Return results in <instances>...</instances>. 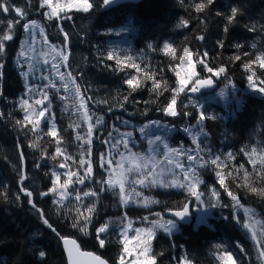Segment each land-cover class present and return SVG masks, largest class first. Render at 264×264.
Segmentation results:
<instances>
[{"label": "trees", "instance_id": "16d2710c", "mask_svg": "<svg viewBox=\"0 0 264 264\" xmlns=\"http://www.w3.org/2000/svg\"><path fill=\"white\" fill-rule=\"evenodd\" d=\"M33 1L19 2L26 20L37 21L44 31L46 41L59 53L67 46L70 58L65 69L59 64L60 72H64V83L55 77L52 83L57 87L50 91L43 89L44 93H48V104L54 120L52 124L57 133L53 137L44 132L45 123L33 131L23 121L21 108L17 107L18 100L24 98L22 75L11 66L19 37L16 27L13 31L14 39L4 42L5 52L0 62V193H3L0 195V229L18 236L25 235L38 249L54 251L58 264H65L58 242L62 236L76 240L79 249L98 255L107 264H116L119 245L104 236L101 238L105 243L100 246L94 236V230L108 214L113 198L106 195L98 202L95 201L97 206L90 221L75 224V211L60 212L52 205L49 197L38 194L50 184L49 169L52 166L47 161L54 166L65 161L66 170H74L80 158L85 159L92 164V191L97 193L99 181L104 179L98 167L101 145L97 142L103 138L107 122L111 121L113 114L134 123L146 120L161 122L165 119L163 109L170 102L171 89L174 88V76L168 70L178 63L182 51L188 48L197 76L211 79L215 89L221 84L232 83L240 101L232 118L227 117L224 122L220 119L211 121V126H208L207 120L205 124L207 148L212 156L203 157L210 161L220 156V163L226 166L223 169L216 165L205 167L204 181L198 190L205 194L209 184L216 188L221 200L222 218L209 219L210 227L199 224L192 228L190 225L179 224L178 232L169 238L156 237L153 240L150 255L155 257L156 264H174L173 260L182 247L191 264H221L218 255L226 251L233 254L234 264H247L244 257L248 251L247 243L240 235L243 231L239 226L242 219H239L238 228L241 230H238L235 221L230 220L231 214L225 203V195L231 192L240 204L253 208L264 217V196L258 194L264 189V162L257 160L251 163L248 160L254 148L264 150V92L258 91L264 88V70L258 62L257 34L245 12L235 5V0H214L211 5L207 4V0H133L109 7L102 6L103 0H90L94 7L88 13L66 11L59 14L58 18L45 20ZM200 3L205 4V8L197 12L196 5ZM233 9H236V16L229 23L227 17L232 15ZM17 20L25 21L21 18ZM149 23L154 24V27L149 28ZM119 29L125 30L131 60L118 67L115 59L107 60L106 57L111 52L110 44L117 38ZM165 43L175 51L163 53ZM237 55L241 57L240 60H233ZM201 60L213 69L223 66L226 71L214 81L209 73H203ZM133 63L136 68L131 67ZM41 67L40 74L49 71L43 63ZM245 68L250 70L245 71ZM65 71L70 74L74 85L66 79ZM250 75L257 95L244 92ZM131 76L137 77L140 87L133 89L126 84ZM154 82L160 83L161 87L152 89ZM77 87L84 110L104 116L103 126L94 131V140L90 144L86 143V129L76 105L78 98L74 92ZM194 94L190 92V95ZM124 96H128L127 101L123 99ZM181 97L183 94L177 96L178 112L186 110L182 106ZM30 100L36 101L34 96ZM214 110L218 109L215 107ZM18 120L23 123L18 124ZM78 134L82 136L81 141L76 140ZM177 137L181 136L175 134L171 137L172 144L177 141ZM33 144L36 146L32 147ZM55 146L68 147L67 152L71 157L67 160L62 158L61 154L66 151L57 154L50 149ZM229 153L232 154L231 158ZM218 171L225 174L224 187L217 184L218 179H210ZM229 172L231 175L227 174ZM245 173H248L247 180ZM28 175L32 177L31 181ZM24 187L32 192L31 197L22 192ZM252 188H256L257 192H252ZM154 196L157 201L155 207H162L163 215L166 211L180 209L188 200L183 193L174 190L157 191ZM29 200L36 205L35 208ZM84 206L92 207L88 202H84ZM41 213L48 224L41 219ZM126 214L130 218L138 217L136 211L126 210ZM118 215L113 214L114 217ZM73 224L80 231L77 232ZM258 241L262 247L263 239L259 238ZM233 243L239 247H234ZM217 244L221 246L219 249L214 247ZM6 246V243H2V247ZM14 249L20 251L21 247L16 245ZM18 260L17 255L4 251L0 253V264H18Z\"/></svg>", "mask_w": 264, "mask_h": 264}, {"label": "rangeland", "instance_id": "374dc122", "mask_svg": "<svg viewBox=\"0 0 264 264\" xmlns=\"http://www.w3.org/2000/svg\"><path fill=\"white\" fill-rule=\"evenodd\" d=\"M19 2L20 0H7L8 5L10 6L9 12L3 14L1 13L0 10V35L7 32L8 22L13 21L14 27L18 29L19 37L17 40L15 54L11 61V66L18 74L21 73V65L18 64L17 61L23 60V58L19 56V52L21 50L22 44L24 46L25 55L31 58L29 61L23 64V71L27 72L28 75L27 76L22 75L23 86H24V98L22 99L20 98L18 100L17 107L21 108L22 111L21 117L24 122L29 124L32 130H33V125L36 124L37 120H39V127L42 123L46 124L44 132L47 134L54 126V124H52L54 123V120L51 113V106L48 104V100L44 101L43 104L37 105L35 104V101L30 100V98L31 96H34L35 100H40L43 98V94H44L43 89L46 88L50 91L52 87H49L48 85L53 82L55 77H58L60 79V77L56 74V71L51 68V64L57 63L58 66L60 64L65 69V65L67 60L70 58V54L67 46H64L61 56L57 57L56 53L58 51L48 42L45 43L46 39L44 35L43 36L40 35L41 28L37 21H36L37 22L36 27L31 29V32L34 34L35 39H30V37L25 34L23 29V24L25 23V21L21 20L19 26H18L19 23L18 24L15 23V21L18 18H20L16 15L15 12L16 7L21 8ZM33 2L35 6L38 9H40L43 18L45 20H50L45 15V13L46 12L50 13L51 9L48 8L47 6L42 8L40 6L41 0H35ZM56 3L63 4L65 3V0H53V4ZM18 4L19 6H17ZM235 5L245 12V14L249 18L253 26V30L257 34V46L259 50L258 62L260 64L261 60H264V0H235ZM66 11H75V12L83 13L81 11H76L75 9L66 10ZM64 12H60L59 14ZM152 27H154V24L149 23V28ZM116 35L117 38H115L113 42L110 44L111 53H113L114 57H119L120 59H124L126 62L130 61L131 59L128 54L129 48L126 41L127 38L125 37V30L119 29ZM165 44H163V50H162L163 53H167V51L169 52L168 49L164 48ZM53 49H55V51H53ZM64 56L67 57L66 60L63 59ZM182 56H185L184 50L182 51L180 57ZM180 57L178 63H176L171 69L168 70V72H170V74H173L174 76V88L176 89L181 87L178 81H182L189 78V76L192 73H196V75L193 76L192 79H202L197 76L194 63L192 62L191 65H189L188 63V60L191 59L192 56L185 57L183 60H181ZM1 60L2 58L0 55V62ZM44 60H47L48 63L45 64ZM28 63H31L33 65L31 69L28 67ZM41 63L45 65L46 70L49 68V71L47 73H42V74L39 73V70L42 69ZM202 67H203V73H209V75H211V78L214 81H217V79H219L220 75L216 76L213 75V73L206 71L203 64ZM62 74H63V80L61 79L60 80L62 83H64V72ZM66 75H67L65 76L66 79H68L71 82V84L74 85V82L72 81L70 74L66 72ZM43 76H49L50 80L42 79ZM31 78H35L36 80L31 81L30 80ZM245 84H246V89L244 90V92L253 93L257 95L256 90L254 89L253 86L250 85L249 80H247ZM190 88H191V84H189L188 88H185L184 91L182 92L178 91L176 94L177 96L183 94V97H181L182 106L184 107L185 104L189 105L187 108L184 107L186 110L178 112L179 114L175 117L165 115L164 113L165 119H162L161 122L158 120L161 126L157 127L153 125L152 127H149L148 129H146L147 135H142L139 132V129L143 127L145 124H151L152 122L157 120H146V121L134 123L130 119L123 118V116H119L115 114L112 115L111 121L107 122V130L103 138H101V140L97 142L101 145V149L99 150L100 152L98 156V167L101 169L102 175L104 176L103 180L112 179L118 182L119 173L121 171H126L127 168L132 166L129 164V161L127 159L129 153L126 149L123 148V145L122 144L115 145L114 143L111 142L114 141L115 139L120 138L121 134L123 133L132 132L133 133L131 137L132 143L129 145V147L131 148L133 153L139 154L140 156H144L146 158L147 168H145L144 171H148L154 168L155 171L153 175L158 181L163 179L166 183H170L172 180L185 182L183 181L184 169L176 167V163L179 162L180 164L184 165V168H187L193 162L188 161L186 155H182L179 152H177V153L167 154V157H170L172 160V163L169 164L167 162V158L165 155L166 150H164L163 144L159 145V147L156 148L155 145L149 146L148 140L154 139L155 136H161V138L165 140L166 143L172 148H177V149L183 148L185 149L186 152L189 149H194L195 145L191 144V138L183 131V129L185 125L197 126V120L200 114H203L206 117L205 120L201 122L203 124L204 132L206 133V135L197 137V143L200 144L201 147L206 149V151L202 153V156L204 155L212 156L209 154L210 150L207 148L208 147L207 139H206L207 132L205 129L206 121L209 120L208 126H211V121H217L218 119H220L221 121L224 122L228 118L230 119L233 117L234 111L238 110L240 105V101L238 99V96L236 95L237 89L232 83H229L227 85L221 84L216 89L213 87L209 92L206 93L198 92L196 95L195 94L190 95L191 92ZM221 90L224 91L225 96L227 97L226 100H222L219 97L218 93ZM74 94L76 95V92H74ZM24 100L28 101V104L24 106L28 109L27 114L33 116L31 122L24 120V116L26 115V112L22 110V102ZM81 101L82 100L78 98V100L76 101V105H78L83 119L86 111L84 110V108L80 107ZM193 105H195L196 107H193ZM44 107H47L45 117H39L38 112ZM215 107L218 110H214ZM197 108H199V112L197 111ZM186 111L189 112L190 115L185 116L183 113ZM127 112L131 113V111H127ZM89 114L92 115L93 117L92 120L85 122L83 119V124L86 129V134L89 124L94 125L93 133L95 130L101 129V127L103 126V123L97 124V119L98 118L104 119V116L94 113H89ZM208 116H215V119H207ZM197 130H198V126H197ZM109 133H111L112 135L109 136ZM175 134H178L181 137H177V141L172 144L170 139ZM93 140L94 138L92 135L91 141ZM106 141H108V143H106ZM57 148L58 147L55 146L50 149L52 151H56ZM59 148L61 149V151L62 150L66 151L61 154L62 158L65 159V157L68 158L71 157L70 154H68L67 152L68 147L65 146ZM153 148H156V150L153 151L152 150ZM121 153L125 157V159L122 161L123 169L116 168L115 165H113V169H109L107 167L106 160H105V167L102 168L100 166L101 154H105L106 159L112 158L115 161V160H121ZM190 154L195 155L194 152ZM248 160L251 163L257 160H261L262 162H264V150L254 148L250 153V155L248 156ZM80 161L81 158L79 160L78 166L75 167L74 170L72 168H69L68 170H66L65 167L60 168L59 165L61 163L66 164L65 161L60 162L58 166H54L52 162L47 161L48 165L52 166L49 169L50 184L46 190H44L43 192H39L38 194L40 196L49 197L51 199L50 202L52 203V205L56 209L60 210V212L63 213L69 212V210L70 212L75 211L74 213L75 224H77L78 222L85 224V222L87 221L85 217L91 215L87 212V207L84 206V202H88L92 206H94V211H95L97 206L95 201L98 202L99 199L103 198L106 195L112 197L113 202L111 204L110 209L107 210L108 214L103 218L101 224H97V227L94 230V236L96 239L97 229L101 225L104 224L108 225L107 231L101 234V237L104 236L110 237L112 242H115L119 245L120 252L115 259L116 264H121V258L123 259L124 264H134V262L143 261L144 257L139 255V253L141 251L140 241L144 239L145 233L141 232L138 239H133V237H137L136 229L153 228L152 222L160 220L161 217L164 220H173L163 215V212L161 211L162 207L159 206L155 207L157 201L155 199L154 193H156L157 191L174 190L183 193L188 198L187 202L184 203L183 206L185 204L188 205V214L190 215V222L187 225H190L192 228L196 227L199 224H204L207 227H210L211 224L209 223V219L217 220L222 218V216L220 215V206L211 207L212 204L217 202L219 205H221L219 193L216 190V188L213 187L211 184H209L208 189L206 190V192H204L205 194L201 196V201H203V203H200L195 200V197L189 194L187 188L160 187L158 185L154 187L153 186L142 187L139 184H133L130 182L131 180L141 178V174L136 172L126 173L129 181L125 183V198L128 200L127 204L121 202L118 183H117V187L114 189H109L107 184L102 185L100 183L99 185L100 187L96 196L84 197L83 192L92 191L93 183L91 178L92 176L88 177L85 180L84 184H79L76 182L77 177L84 176L87 170L88 162L86 161L87 163L83 168L80 164ZM70 172H76L77 176H73L69 178L68 173ZM53 173H55L56 176L59 177V180H57V184H56L57 192L67 193L63 199H61L58 194H53L52 192L49 191V189L54 187L53 180L56 179V176H54ZM197 175L200 180L204 181L203 178L205 176V168L198 167ZM28 179L29 181H31L32 177L28 175ZM210 179L217 180L218 178L216 175L212 174L210 176ZM65 181H68L67 189L61 187L65 183ZM201 184L197 185L196 187L197 192H200L198 190V186ZM217 184H219V182ZM101 188H104L105 190L101 191L100 190ZM23 189L25 191L22 192L26 194V191H28V187L27 188L24 187ZM213 189L217 191L218 197H213L211 195V191ZM136 192H139L140 195L137 196ZM42 193H48V194L42 195ZM77 194L81 196L80 200L76 199ZM54 200H56L57 203H53ZM225 203L228 204V210L230 211L231 214L230 220L235 221L237 228L239 225L238 224L239 219H242L241 224L239 226L243 229L240 235L243 238V240L247 243L248 251L244 256L246 263L264 264V257L263 255H261L264 249V217H261L253 208L244 207L242 204L233 201L232 197L229 194L225 195ZM126 210H128L129 212L136 211L138 213V217H133V218L128 217L126 214ZM115 213H119L118 217L113 216V214ZM244 224H247L248 228H244L243 227ZM176 225L177 228L172 234L178 232L177 222ZM71 228H73L72 225ZM241 228H238V230H241ZM153 230L155 232V235L151 240V244L156 237L169 238L172 235L164 232L162 229L159 228ZM76 231H77V227H76ZM78 231H80V229H78ZM67 237L69 236H62L60 237V239ZM125 237H127L128 239L125 240ZM259 238L263 239L262 247L259 245V241H258ZM73 241L76 243V240ZM2 243H6L8 246L2 247ZM125 243L127 244V247L131 250L132 252L131 255L127 254L124 251ZM16 245H19L21 247L20 251L14 249ZM234 247L238 248L239 246L237 244H234ZM2 251L7 252L10 255H17L19 257L18 264H58L57 262L58 259L54 251L38 249L37 247H34L31 244L30 240H28V238L25 235L18 236L13 233L5 232L4 230L0 229V253ZM41 251L46 253V255L43 258H41L39 255ZM223 252H220L218 256H220ZM173 261L174 264H181V262H183V264H191L188 261L187 257L184 255L182 247L180 248L177 257H175V260ZM223 264H227L226 259L223 262Z\"/></svg>", "mask_w": 264, "mask_h": 264}, {"label": "snow or ice", "instance_id": "6c2138e0", "mask_svg": "<svg viewBox=\"0 0 264 264\" xmlns=\"http://www.w3.org/2000/svg\"><path fill=\"white\" fill-rule=\"evenodd\" d=\"M114 2V0H103L102 6H109ZM214 2V0H207V4L211 5ZM42 8L47 6L48 8L51 9V12L48 13L46 12L45 15L48 17V19H52L53 17H59V13L60 12H64L66 10H72L75 9L76 11H81L83 13H88L90 11V9H92L94 7V4L92 2H90V0H65V3L61 4V3H56L53 4V0H41V5ZM205 8V4L200 3L196 5V11L200 12ZM0 10H2L4 13H8L10 10V6L7 3V0H0ZM15 12L16 15L18 17H20L21 19H25V23L23 24V29L26 35H28L30 37V39H35L34 34L31 32V29L36 27V21H27L26 20V14L21 10V8L16 7L15 8ZM236 16V9H233V13L231 16L227 17V20L229 23H232L233 20L235 19ZM67 18H71V17H67ZM15 23H20L19 20L15 21ZM183 23V21L181 22ZM13 29H14V22L13 21H9L8 25H7V32L3 33L2 35H0V55H3L5 52V41H11L14 39V35H13ZM63 29L61 28V31ZM40 35L43 36L44 35V31L43 29H41L40 31ZM65 39H67V36H65ZM197 39H202V37H197ZM45 43H47V41H45ZM149 48L152 47L151 44L148 45ZM165 49H168L170 52H174L175 49H170L169 45L165 44L164 45ZM53 51H55V49H53ZM184 53L185 56L180 57L181 60H183L185 57H188L191 55L190 50L188 48L184 49ZM205 56H207V53L204 54ZM19 56L21 58H23V60H18L17 63L21 65V75L23 76H27L28 73L23 71V64L27 61H29L31 58L27 57L25 55V51H24V46L23 44L21 45V50L19 52ZM56 56L59 57L61 56V53L57 52ZM240 56L237 55L235 57H233V60H240ZM63 59H67L66 56L63 57ZM107 60H113L115 59L117 66H121V65H126V61L124 59H120L119 57H114L113 53H109L106 57ZM44 63L47 64L48 61L44 60ZM189 65L192 64V60L189 59L188 60ZM200 63H202L204 65V68L206 71L213 73V75L219 76L221 74H224L226 69L223 66L218 67L217 69H213L212 67H210L207 63H205L203 60L200 61ZM110 67L109 65H105ZM262 69H264V60H261L260 65H259ZM28 67L31 69L33 67V65L31 63H28ZM131 67L136 68V64H131ZM51 68L54 69L56 71V74L60 77L61 80H63V74L60 72V66H58L57 63H52L51 64ZM122 70V69H121ZM249 68H245V71H249ZM154 75V73H153ZM196 73H192L189 78L182 80V81H178V83L181 85V87H179L178 89L174 88L171 89L172 92V96L170 98V102L168 103V105L163 109L165 115L168 116H172L175 117L177 116L179 113L176 110V105H177V92H182L184 91L185 88H188L189 84H191V88L190 91L192 93H196L198 91H200V89L202 88H206V87H211L213 81L211 79H192L193 76H195ZM253 75H255L253 73ZM42 79L44 80H50L49 76H43ZM249 83L251 86L255 87L254 82H253V78L250 75L248 77ZM126 84L129 85L131 88L135 89L140 87V83L137 81V77L136 76H131L130 79L126 80ZM49 87L52 88H56L57 85L55 83H50L48 85ZM65 89H67V85L65 84ZM161 87V84L158 82H154L152 85V89H159ZM165 91H168L167 88H165ZM258 91L260 92H264V88L258 89ZM219 97L222 100H226L227 97L225 96V93L223 90H221L218 93ZM76 97L79 98L80 97V90L77 87L76 89ZM63 99V97H61ZM125 101H127L128 96H124L123 98ZM48 100V95L47 93L43 94V98L40 100H36L35 104L40 105L43 104L44 101ZM104 103H107V101H103ZM191 103V102H189ZM28 104L27 100H24L22 102V110H24L26 112V115L24 116V120L31 122L33 119L32 115L27 114L28 113V109L24 106H26ZM189 105L185 104L184 107L187 108ZM80 107L84 108V104L81 101L80 103ZM193 107H196L195 105H193ZM47 111V107H44L43 109H41L38 112V116L39 117H45V113ZM197 111L199 112V108H197ZM185 116L190 115L189 112H184L183 113ZM205 115L200 114L197 120V126H198V130H197V126H188L185 125L183 131L191 138V144L195 145L194 149H189L187 152L185 151V149L183 148H172L170 147L165 140H163L161 138V136H155L154 139H149L148 140V144L149 146L155 145L156 148L159 147V145L163 144V148L165 151V155L167 158V162L169 164L172 163V160L170 157H167L168 153H177L179 152L182 155H186L187 160L191 163L187 168H184L183 164H180L179 162L176 163V167L178 168H182L184 169L183 172V181L185 182H180L177 180H172L170 183H166L163 179L161 180H157L153 173L155 171V169H151L148 171H144L145 168H147V163H146V158L144 156H140L139 154L133 153L131 148L129 147V145L132 143L131 137L133 135L132 132H126L121 134L120 138L115 139L114 141H111L112 143H114L115 145H123V148L126 149L129 153L127 159L129 161V164L132 165L131 167L127 168L126 171H121L119 173V181H114L112 179H107V180H101L99 181L102 185L103 184H107L109 189H114L117 187V183L119 186V194H120V199L122 203L127 204L128 200L125 198V183L129 182L128 181V177L126 175V173H130V172H136L141 174V178L139 179H133L130 182L133 184H139L142 187H148V186H160V187H173V188H187L189 194L193 197H195V200L197 202L203 203V201H201V196L204 195L202 192H197L196 187L198 184L203 183L202 180H200L198 178L197 175V169L199 168H205L208 167L209 165H216L217 167H219L220 169H223L226 165L223 163H220L221 161V157L220 156H216L210 159V161L205 160L204 157L202 156V153L204 151H206L205 148L201 147L200 144L197 143V137H201L206 135V133L204 132V127L203 124L201 123L203 120H205ZM84 121H90L93 119L92 115L85 112V115L83 117ZM207 119H215V116H208ZM18 124H22L23 121H17ZM103 120L102 118H98L97 119V124H102ZM153 125L160 127L161 125L159 124L158 121H154L151 124H145L143 127H141L139 129V132L142 135H147L146 133V129H148L149 127H152ZM37 127H39V120L36 121V124L33 125V131H36ZM77 127H79V125H77ZM167 127V126H164ZM93 128L94 125L93 124H89L88 125V130H87V137L88 140L86 141V143H91V137L93 135ZM47 135L49 136H55L57 135V133L55 132V128L53 126V128L47 133ZM112 134L109 133V136H111ZM76 140L77 141H81L82 140V136L81 135H77L76 136ZM106 143H108V141H106ZM36 145L33 144L32 147H35ZM156 148H153L152 150L155 151ZM242 151H245L244 149H242ZM61 149L58 147L56 149V153L60 154ZM90 152V149H89ZM194 152L195 155L190 154ZM229 158L232 157V154L229 153L228 154ZM53 159H55V157H53ZM65 159H68V157H65ZM125 159V157L123 156V154L121 153V160H113L112 158H107L105 154H101L100 156V166L103 168L105 167V160L107 163V167L109 169H113V165H115L116 168H121L123 169V163L122 161ZM87 162L85 161V159H81L80 164L81 166H84ZM60 168H64L65 164L61 163L59 165ZM243 165L240 166L241 169H243ZM93 174V167L91 163H87V170L85 172V175L82 177H77V183L79 184H84L85 180L92 176ZM228 175H231V172L227 173ZM54 176H56L55 173H53ZM217 178H218V182L219 184L224 187L225 186V174L222 171H218L216 173ZM69 178L73 177V176H77L76 172H70L68 173ZM248 177V173H245V180H247ZM57 180H59V177L56 176V179L53 180V185L54 187L49 189L50 192H52L53 194H58L60 196L61 199H63L65 197V195L67 194L66 192H57ZM239 186V185H238ZM248 185L246 184L245 187H247ZM64 189H67L68 187V181H65V183L61 186ZM22 191H25L23 188L21 189ZM104 188H101V191H104ZM252 192H257L256 188H252L251 189ZM48 193H42V195H47ZM259 195L264 196V189H261L258 192ZM0 195H3V193H0ZM26 195H28L29 197H31L33 194L30 191H26ZM97 193L93 192V191H84L83 192V196L84 197H92V196H96ZM136 195L139 196L140 193L136 192ZM211 195L213 197H218V193L215 189H213L211 191ZM229 195L232 197L233 201H236L237 203H239V201L237 200V197L235 195H233L231 192H229ZM19 199V197H17ZM77 200L81 199V196L79 194H77L76 196ZM29 203L32 204V207H36V205L34 203H32L31 200H29ZM53 203H57L56 200L53 201ZM220 206L217 203H214L211 205V207H217ZM37 211H39V209H37ZM87 212L89 214H92L94 212V206L92 207H87ZM159 215V214H157ZM172 215H174L177 218L180 219H184L187 217L188 215V209L187 206L184 207L183 211H177L172 213ZM41 219L44 221L45 224H48L47 219L44 218L43 213H41ZM86 220L91 219V215L85 217ZM227 219V218H225ZM153 228H149V229H136L137 232V237H133V239H138L139 235L141 232L145 233V237L143 240L140 241V247H141V251L139 253V255L143 256L144 259L143 261H138V262H134V264H156L155 261V257L150 255L151 252V240L153 238V236L155 235V232L153 229L159 228L162 229L164 232L168 233V234H172L176 228V222L173 220H164L162 217L160 218V220L158 221H153ZM49 227H51V225H48ZM73 227H76L75 224H73ZM244 228H248L247 224L243 225ZM108 229V225L104 224L101 225L98 229H97V239L100 242V245L103 246L105 241L103 238H101V234L105 233ZM82 231L84 230L83 228L81 229ZM255 238V237H253ZM128 238L125 237V240H127ZM215 248L219 249L221 246L219 244L214 245ZM124 251L131 255L132 252L131 250L127 247V244L125 243V247H124ZM40 257L43 258L46 253L41 251L39 253ZM91 255V254H88ZM261 255H264V253H261ZM97 260H99L98 257H96ZM218 259L221 261V264H223V262L225 261V259L227 260V264H234L233 261V254L229 253V252H223L220 256H218ZM100 264H103V262L101 261ZM121 264H124L123 259L121 258ZM181 264H183V262H181Z\"/></svg>", "mask_w": 264, "mask_h": 264}, {"label": "water", "instance_id": "95a60500", "mask_svg": "<svg viewBox=\"0 0 264 264\" xmlns=\"http://www.w3.org/2000/svg\"><path fill=\"white\" fill-rule=\"evenodd\" d=\"M130 1H132V0H114V2L109 6L115 5L117 3L130 2ZM109 6H105V7H109ZM213 87H214V84L212 83L211 87L202 88V89H200V91L209 92ZM185 206H187V209H188V205L185 204L180 210L166 211V212H164V215L173 219L178 224H186L187 225L190 222V215L189 214L184 219H180V218H177L174 215H172V213H174V212L183 211ZM58 242L60 245V249H61L64 261H65V264H100L101 261L103 262V264H107L98 255H96L92 252L83 251V250L78 249L76 243L72 239L62 238ZM88 254H91V255H88ZM96 257H98L99 260H97Z\"/></svg>", "mask_w": 264, "mask_h": 264}, {"label": "flooded vegetation", "instance_id": "af4514ba", "mask_svg": "<svg viewBox=\"0 0 264 264\" xmlns=\"http://www.w3.org/2000/svg\"><path fill=\"white\" fill-rule=\"evenodd\" d=\"M1 13L5 14L2 10H1Z\"/></svg>", "mask_w": 264, "mask_h": 264}]
</instances>
